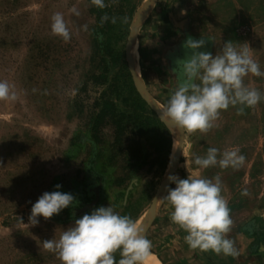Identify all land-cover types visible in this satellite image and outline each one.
Wrapping results in <instances>:
<instances>
[{
  "label": "rangeland",
  "instance_id": "obj_1",
  "mask_svg": "<svg viewBox=\"0 0 264 264\" xmlns=\"http://www.w3.org/2000/svg\"><path fill=\"white\" fill-rule=\"evenodd\" d=\"M148 1L105 0L100 9L91 0H0V81L16 95L0 100V264H61L42 242L100 206L146 225L179 136L143 100L130 72L128 39ZM57 13L68 41L51 32ZM189 37L207 39L201 51L213 55L228 41L247 43L264 71V0H157L133 55L163 110L183 79ZM244 83L264 94V76ZM210 147L238 150L244 163L198 168L195 156ZM193 173L220 176L237 254L191 249L160 201L145 234L153 256L161 264H264V99L242 114L229 106L207 132L184 130L175 175ZM56 185L74 204L27 226L32 205Z\"/></svg>",
  "mask_w": 264,
  "mask_h": 264
},
{
  "label": "clouds",
  "instance_id": "obj_2",
  "mask_svg": "<svg viewBox=\"0 0 264 264\" xmlns=\"http://www.w3.org/2000/svg\"><path fill=\"white\" fill-rule=\"evenodd\" d=\"M91 3L100 9L106 6L105 0H91ZM101 19L107 21L108 17ZM112 22L115 23V18ZM51 32L64 41L70 39L59 13L51 18ZM206 41L204 37L199 40L189 37L182 45L186 50L185 58L180 61L183 79L177 82L160 116L188 133L207 132L229 106L242 114L245 108L264 99V94L244 83L248 75L264 76L259 63L250 55L248 44L228 41L213 55L201 51ZM10 99H16L15 93L7 82L0 81V100ZM244 160L238 150L221 153L210 147L203 157L195 156L193 163L200 169L216 166L236 169ZM168 180L175 187L166 188V194L157 200L170 208L171 222L186 233V244L193 250L236 255L234 241L227 237L233 221L222 195L220 176L208 179L193 173L186 179L170 175ZM55 188L43 193L32 205L27 226H37L40 217L49 220L74 204L73 194L60 191V185ZM42 244L61 264H145L152 249V242L137 222L120 215L111 206L85 213L67 230H62L58 238L55 236Z\"/></svg>",
  "mask_w": 264,
  "mask_h": 264
},
{
  "label": "water",
  "instance_id": "obj_3",
  "mask_svg": "<svg viewBox=\"0 0 264 264\" xmlns=\"http://www.w3.org/2000/svg\"><path fill=\"white\" fill-rule=\"evenodd\" d=\"M156 2H157V0H149L146 7L143 9L139 18L137 19L136 24L132 28L130 37L128 39L127 54H128L130 72L133 76L134 84H135V87H136L138 93L143 98V100L152 108V110L160 117L163 109H161L157 105L154 98L146 90L144 83H143L142 79L140 78V76L137 72V69H136V66L134 64V60L132 57L133 47H134V44L136 42L139 30L142 27V25L146 22V20L149 18L150 13L153 11V9L156 5ZM161 120L167 126H172V127L176 128L175 125L172 124V122L167 121V120L164 121L162 118H161ZM176 129L178 130V134H179L178 146H177L176 151L174 152V154L172 156L170 168H169L167 175H166V177H165V179L161 185V188H160V191H159L157 198L162 197V195H164V193H165V189L170 187L171 183L169 182L168 177L170 175H175L176 169H177L178 164H179L180 156L182 154V149H183V144H184V130L179 129V128H176ZM159 209H160V201L156 199L154 205L152 206V208L150 209V211L147 214L148 220L146 221V225L144 228L141 229V231L144 235L146 234V232L148 231L150 226L153 224V222H154V220L158 214Z\"/></svg>",
  "mask_w": 264,
  "mask_h": 264
},
{
  "label": "bare ground",
  "instance_id": "obj_4",
  "mask_svg": "<svg viewBox=\"0 0 264 264\" xmlns=\"http://www.w3.org/2000/svg\"><path fill=\"white\" fill-rule=\"evenodd\" d=\"M135 45H136V42H135V44H134V47H135ZM134 47H133V51H134ZM133 51H132V57H133V60H134V55H133ZM134 64H135V62H134ZM161 108V107H160ZM162 109V108H161ZM179 135V134H178ZM179 137V136H178ZM178 146V142H177V144H176V147ZM146 217V216H145ZM147 218V217H146ZM144 223V222H143ZM140 224V223H139ZM140 225H142V224H140ZM145 226H143V228H144ZM142 229V228H141ZM145 263H147V264H161L158 260H157V258H155L154 256H153V254L151 253V255L148 257V259L145 261Z\"/></svg>",
  "mask_w": 264,
  "mask_h": 264
}]
</instances>
